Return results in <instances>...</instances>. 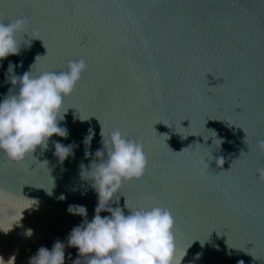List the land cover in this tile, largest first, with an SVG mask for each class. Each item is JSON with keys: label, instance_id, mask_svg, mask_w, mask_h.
<instances>
[{"label": "water", "instance_id": "1", "mask_svg": "<svg viewBox=\"0 0 264 264\" xmlns=\"http://www.w3.org/2000/svg\"><path fill=\"white\" fill-rule=\"evenodd\" d=\"M16 18L29 37L18 34L19 54L0 60V98L13 87L10 61L18 76L38 56L33 75L80 58L87 67L64 101L66 138L19 164L0 153V229H10L0 264H29L57 240L64 264L78 258L67 237L97 206L80 165L103 147L100 124L141 142L147 158L111 207L168 208L181 264H264V0H0V21ZM52 141L72 145L62 162Z\"/></svg>", "mask_w": 264, "mask_h": 264}, {"label": "clouds", "instance_id": "2", "mask_svg": "<svg viewBox=\"0 0 264 264\" xmlns=\"http://www.w3.org/2000/svg\"><path fill=\"white\" fill-rule=\"evenodd\" d=\"M26 24L25 18L0 21V60L19 54L22 41L17 39V35L29 37L25 31ZM31 39L38 38L32 36L24 41L29 45ZM35 62L19 76L14 74V65L9 62L6 78L13 87L0 98V153L17 164L29 156L35 159V150L47 148L50 137H67V129L59 124L69 109L64 107V101L73 93L87 67L85 60L80 58L69 60L66 70L33 75ZM100 128L102 149L95 151L96 159L90 161L87 170L83 164L80 165V175L90 181L97 196V206L91 220L83 219L67 237V245L77 249L78 258L72 264H78L81 259L86 264H181L186 249L181 254L176 247L174 219L168 208L152 205L130 209L125 200L124 208L128 209L125 214L119 206H110L113 197L119 198L117 194H120L123 184L143 177L147 158L141 142L125 138L118 128L105 136L101 124ZM91 138L89 129L84 144L88 145ZM52 143L59 161L71 154V144ZM257 144L264 150V140ZM85 156H88L87 151ZM217 161L223 163L222 159ZM258 173L264 177V167L258 169ZM3 195V190H0V198ZM68 211L86 217V208L82 205H69ZM102 211L109 215L102 217ZM30 233L31 230H27L26 234ZM64 248L59 240L51 249L41 246L29 258V264H64ZM199 256L200 253L195 254L196 258ZM13 260L14 257L9 259L11 264ZM237 264L243 262L237 261Z\"/></svg>", "mask_w": 264, "mask_h": 264}]
</instances>
